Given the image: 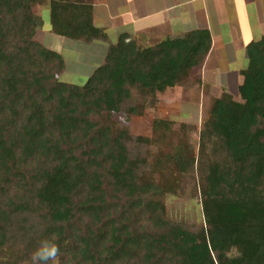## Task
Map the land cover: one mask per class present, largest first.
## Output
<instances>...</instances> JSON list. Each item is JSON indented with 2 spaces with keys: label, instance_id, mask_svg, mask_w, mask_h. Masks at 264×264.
Instances as JSON below:
<instances>
[{
  "label": "trees",
  "instance_id": "obj_1",
  "mask_svg": "<svg viewBox=\"0 0 264 264\" xmlns=\"http://www.w3.org/2000/svg\"><path fill=\"white\" fill-rule=\"evenodd\" d=\"M43 1L0 0V264H31L44 239L55 264H264V35L246 48L239 98L212 101L198 153L173 154L180 175H198L204 216L176 222L165 186L143 179L145 140L120 133L201 69L210 33L111 43L86 0H49L54 35L107 44L79 86L58 79L63 56L36 40Z\"/></svg>",
  "mask_w": 264,
  "mask_h": 264
},
{
  "label": "crops",
  "instance_id": "obj_2",
  "mask_svg": "<svg viewBox=\"0 0 264 264\" xmlns=\"http://www.w3.org/2000/svg\"><path fill=\"white\" fill-rule=\"evenodd\" d=\"M86 2L93 8L94 24L106 32L111 43L117 42L121 35L126 34L136 39L143 48H147L169 39H183L192 32L208 31L212 46L199 71V82L202 85L203 97L206 96L209 101L217 90L238 92L242 80L239 83L237 77L236 88L232 83L236 72L239 71L238 76L241 79V72L247 67L246 48L248 44L260 40L264 35V0ZM86 45L98 50L93 52L89 60L91 65L96 67L94 72L104 62L107 44L93 41ZM208 83L210 87L203 90V86H208ZM206 93L212 96L208 97ZM189 108L193 109V106Z\"/></svg>",
  "mask_w": 264,
  "mask_h": 264
},
{
  "label": "rangeland",
  "instance_id": "obj_3",
  "mask_svg": "<svg viewBox=\"0 0 264 264\" xmlns=\"http://www.w3.org/2000/svg\"><path fill=\"white\" fill-rule=\"evenodd\" d=\"M48 1L44 0L40 6L33 8L38 25L36 40L63 56L65 70L58 77L60 81L84 85L96 68L89 60L93 52L98 50L93 46H87L86 43L54 35L51 32ZM199 71H194L184 84L159 96L157 107L147 106V115L134 117L128 125L129 129L120 133L125 139L131 136L134 139L145 140L144 181L165 186L164 208L167 219L190 224H201L204 221L198 175L195 174V177L180 175L176 171V162L172 160L173 154L177 148L182 153L188 151L190 155L192 152L198 153L199 133L212 101L228 95L235 99L239 98V93L236 91L232 93V91L217 90L219 93L212 92L214 96L206 93L208 97L212 96L211 101L207 100L206 96L203 97ZM238 72L232 83L234 88L237 87V77L239 83L243 80L241 75V79L238 76ZM208 87H210L209 83L208 86H203V90H207ZM189 105H192L193 109L189 108ZM154 121L170 122L173 131H165L162 127L159 128V132L154 131ZM107 130L114 133L110 127Z\"/></svg>",
  "mask_w": 264,
  "mask_h": 264
},
{
  "label": "clouds",
  "instance_id": "obj_4",
  "mask_svg": "<svg viewBox=\"0 0 264 264\" xmlns=\"http://www.w3.org/2000/svg\"><path fill=\"white\" fill-rule=\"evenodd\" d=\"M59 253V248L53 239H44L39 247L31 254V264H49L50 261L55 264Z\"/></svg>",
  "mask_w": 264,
  "mask_h": 264
}]
</instances>
